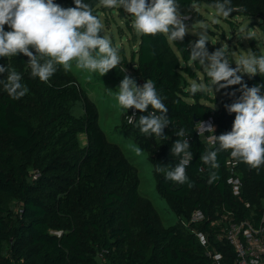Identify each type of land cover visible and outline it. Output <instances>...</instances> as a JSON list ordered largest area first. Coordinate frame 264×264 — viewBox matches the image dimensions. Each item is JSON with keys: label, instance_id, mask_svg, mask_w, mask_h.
Returning <instances> with one entry per match:
<instances>
[{"label": "trees", "instance_id": "1", "mask_svg": "<svg viewBox=\"0 0 264 264\" xmlns=\"http://www.w3.org/2000/svg\"><path fill=\"white\" fill-rule=\"evenodd\" d=\"M199 1L210 6L217 2L178 0L189 29L201 21L192 8ZM83 2L93 5L94 14L102 9L99 0ZM54 3L75 7L74 0ZM230 3L233 8L244 9L230 16L257 18L264 29V0ZM107 9H117L120 17L129 16L122 8ZM197 39L190 33L183 42L169 41L162 34L140 35L131 54L140 86L152 79L167 97L164 102L171 123L164 129L169 139L146 137L136 123L146 113L137 111L135 121L127 124L126 111L122 131L148 155L156 192L177 218L175 224L164 226L159 214L149 207L140 219V236L133 234L131 226L139 201L135 166L116 143L107 139L95 102L62 66L58 65L44 83L30 77L28 57H14L29 92L14 100L0 85V264H213L208 249L219 252L223 263H234L235 252L216 224L223 209L232 212L235 221L259 222L264 210V165L256 170L238 163L236 173L242 187L237 197L227 184L230 151H222L218 154V179L207 182L211 169L200 156L218 145L206 144L197 134V123L211 120L216 136L231 131L235 114H229L225 105L240 96L241 85L221 89L218 99L206 91L191 92L188 79H197L200 66L190 61L188 45ZM206 47L209 53L215 51L208 44ZM119 54L124 64V52L119 50ZM230 62L234 68L235 62ZM242 82L248 87L264 85V76L243 74ZM232 92L234 96L227 94ZM260 94L264 95V88ZM78 101L82 102L83 114L75 117L71 108ZM181 128L188 130L193 152L186 170L194 185L191 188L166 180L163 171H155V164L174 167L178 162L170 155V148L178 139L174 130ZM195 211L202 212L203 219L191 222ZM193 230L206 237V246Z\"/></svg>", "mask_w": 264, "mask_h": 264}, {"label": "clouds", "instance_id": "2", "mask_svg": "<svg viewBox=\"0 0 264 264\" xmlns=\"http://www.w3.org/2000/svg\"><path fill=\"white\" fill-rule=\"evenodd\" d=\"M99 3L109 9L122 8L132 18L133 30L141 36L155 37L162 34L169 41L183 42L190 33V26L185 23L188 17L182 14L178 0H99ZM74 5L64 8L54 3V0H0V57H17L19 54L28 57L30 77L39 78L44 83L56 73L58 65L65 72L74 65L77 69L99 73L100 77L117 68L121 64L119 50L109 37L101 34L103 25L94 14L93 5L83 0H74ZM213 7L217 16L225 19L234 11H244L242 8H233L230 0H217ZM192 34L198 39L189 42V59L199 63L207 82L193 84L191 92L215 93L241 85L240 96L225 105L229 114H235L231 131L216 136L211 125L198 123V134L202 135L205 131L211 133L209 141L218 145L200 156L203 164L211 169L207 182L212 184L218 179V154L222 151H230L234 162H242L251 169L259 170L264 165V95L260 94L264 85L248 87L242 82V76H264V55L258 56L250 50L235 61L233 68L225 46L209 53L206 47L208 32L203 26L199 32ZM120 71H125L124 67ZM3 74L6 75L0 79V85L9 97L19 100L28 94L29 88L22 83L20 73L7 65H0V75ZM227 94L234 96L235 92ZM115 98L122 111L134 109L146 113L136 120L141 134L162 141L169 139L164 135V129L171 123L164 102L167 97L158 91L155 81L147 79L140 86L134 78L125 75ZM149 106L151 111L148 110ZM135 115L133 112L134 118ZM174 135L178 139L172 144L170 155L178 158V162L174 167L155 164V171H163L166 180L187 184L191 188L194 185L186 174L193 159L187 139L189 132L181 128L174 130ZM135 151L137 155L142 153L139 146ZM216 259H220L219 254Z\"/></svg>", "mask_w": 264, "mask_h": 264}, {"label": "rangeland", "instance_id": "3", "mask_svg": "<svg viewBox=\"0 0 264 264\" xmlns=\"http://www.w3.org/2000/svg\"><path fill=\"white\" fill-rule=\"evenodd\" d=\"M101 8L95 14L103 25L101 34L109 37L113 46L124 52L125 63L120 64L102 77L99 73L77 69L74 65L70 72L77 79L83 91L87 93L89 99L95 102L99 113V125L109 142L116 143L135 166L139 201L132 212L131 226L133 234L140 236V219L149 207L159 214L164 226L175 224L177 218L169 209L166 201L156 192L153 167L148 155L143 150L140 155H137L135 151L137 145L122 131V119L127 110L122 111L115 98L119 83L125 75L134 78L138 85L141 84L132 69L134 62L131 61L132 51L136 49L140 35L131 27L132 18L130 16L120 17L117 9L108 10L103 6ZM192 8L200 15L201 21L189 29L190 34L199 32L203 26L208 32L209 42L207 44L214 50L225 46L228 49L229 61L235 62L250 50L264 55V29L259 25L261 22L259 19L247 16H229L225 19L222 16H217L213 6L202 1L194 3ZM5 30H9L7 25ZM194 36L198 38V36ZM120 56L121 62H123V56ZM0 65H7L11 70L17 72L20 70L14 62V57H0ZM123 67L125 71L122 72L120 68ZM196 76V80L188 79L192 85L207 82L206 74L201 67L196 70ZM206 92L212 99L219 98V91ZM209 104L217 107L213 102H209ZM71 114L75 117L83 114L81 101L74 103ZM83 141L81 138V142Z\"/></svg>", "mask_w": 264, "mask_h": 264}, {"label": "built area", "instance_id": "4", "mask_svg": "<svg viewBox=\"0 0 264 264\" xmlns=\"http://www.w3.org/2000/svg\"><path fill=\"white\" fill-rule=\"evenodd\" d=\"M133 112L137 114V110L134 109H129L125 114L124 120L127 124H132L135 121L136 115L134 118L132 116ZM201 122H204L206 126L211 125L214 128V124L211 120ZM198 123L196 131L199 128ZM213 134L215 135V133ZM210 135L211 133L205 131L199 136L204 137L208 146H214V144L208 139ZM227 165L230 170L227 184L231 187L233 195L238 197L242 187L241 181L236 173V166L238 163L234 162L229 156L227 158ZM202 219L203 214L200 211H195L190 216L191 222L201 221ZM216 225L220 226L221 235L226 242L232 246L235 252L236 258L233 264H264V210L259 222L254 223L250 220L235 221L233 213L223 209L221 217ZM192 232L202 245H207V239L201 232L196 230H193ZM217 254L220 255V259H216ZM207 256L211 258L213 264H225L223 263L224 258L219 252L208 249Z\"/></svg>", "mask_w": 264, "mask_h": 264}, {"label": "water", "instance_id": "5", "mask_svg": "<svg viewBox=\"0 0 264 264\" xmlns=\"http://www.w3.org/2000/svg\"><path fill=\"white\" fill-rule=\"evenodd\" d=\"M197 122V121H196Z\"/></svg>", "mask_w": 264, "mask_h": 264}]
</instances>
